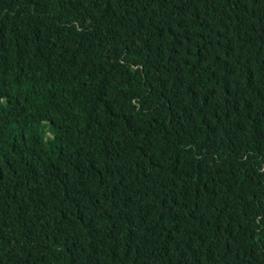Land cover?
Instances as JSON below:
<instances>
[{
  "label": "trees",
  "instance_id": "trees-1",
  "mask_svg": "<svg viewBox=\"0 0 264 264\" xmlns=\"http://www.w3.org/2000/svg\"><path fill=\"white\" fill-rule=\"evenodd\" d=\"M0 264H264V0H0Z\"/></svg>",
  "mask_w": 264,
  "mask_h": 264
}]
</instances>
